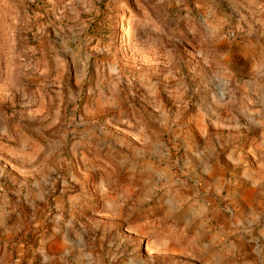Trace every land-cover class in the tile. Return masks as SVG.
Segmentation results:
<instances>
[{"label":"rangeland","instance_id":"rangeland-1","mask_svg":"<svg viewBox=\"0 0 264 264\" xmlns=\"http://www.w3.org/2000/svg\"><path fill=\"white\" fill-rule=\"evenodd\" d=\"M3 218L7 264H264V0H0Z\"/></svg>","mask_w":264,"mask_h":264},{"label":"crops","instance_id":"crops-1","mask_svg":"<svg viewBox=\"0 0 264 264\" xmlns=\"http://www.w3.org/2000/svg\"><path fill=\"white\" fill-rule=\"evenodd\" d=\"M14 231H15V226L11 220H8L7 218H3L0 220V263L1 264H7L5 261H3L4 257L3 255L1 257V253L4 251L3 246H5L8 240H10V237H12ZM68 242L69 241L66 239L56 241L54 242L53 249L61 248V250H63L62 252L63 256L64 255L70 256V261H69L70 264H89L90 259H88V254L83 250H80L78 252L79 254L77 255L75 248L69 246ZM42 253L46 257V259L49 258V254L47 255V248L45 246L42 248ZM61 260H63L62 256H61Z\"/></svg>","mask_w":264,"mask_h":264}]
</instances>
